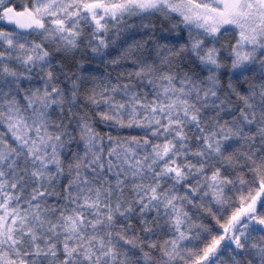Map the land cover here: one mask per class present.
I'll return each mask as SVG.
<instances>
[{"label":"snow or ice","instance_id":"6c2138e0","mask_svg":"<svg viewBox=\"0 0 264 264\" xmlns=\"http://www.w3.org/2000/svg\"><path fill=\"white\" fill-rule=\"evenodd\" d=\"M0 264H264V0H0Z\"/></svg>","mask_w":264,"mask_h":264}]
</instances>
